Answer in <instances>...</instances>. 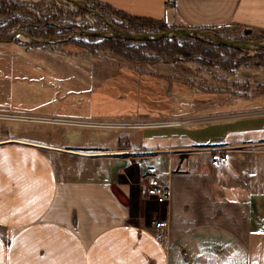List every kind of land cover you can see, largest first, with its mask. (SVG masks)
Masks as SVG:
<instances>
[{"label":"crops","instance_id":"crops-1","mask_svg":"<svg viewBox=\"0 0 264 264\" xmlns=\"http://www.w3.org/2000/svg\"><path fill=\"white\" fill-rule=\"evenodd\" d=\"M91 1L169 27L236 25L264 31V0H174L173 5L169 0ZM58 55L57 76H74L78 89L86 79L91 87L84 99L69 101L74 109L59 111L54 105L58 100L67 103L76 90L71 84L66 91L53 93L49 104L0 109L74 123L136 121L132 126L82 128L134 130L139 139L136 145L126 141L97 149L62 143L63 133L57 144L0 142V264H264V102L254 96V105L233 104L232 114L195 123L179 120L189 115L175 112L155 117L140 108L129 112L122 104L112 107L108 99L122 103L131 93L140 101L146 80L150 94L154 85H160L156 76L145 79L135 65L115 67L88 56ZM54 81L50 86L56 89L59 82ZM149 117L171 121L157 126L137 122ZM61 124L64 132L76 128ZM117 153L139 154L134 162L137 181L149 168L166 174L169 199L162 205L169 222L166 241L142 219L130 221L128 204L112 191L115 185L127 196L131 185L120 176L132 166L129 159L119 160L123 164L115 174L92 163L91 178L84 180L63 178L55 167L65 168L64 157L113 159Z\"/></svg>","mask_w":264,"mask_h":264},{"label":"rangeland","instance_id":"rangeland-1","mask_svg":"<svg viewBox=\"0 0 264 264\" xmlns=\"http://www.w3.org/2000/svg\"><path fill=\"white\" fill-rule=\"evenodd\" d=\"M169 28L189 27L167 25L161 28L146 21L129 19L91 0H0V107L29 108L42 102L49 104L53 93H61L72 86L76 90L68 95L67 103L58 100L54 105L58 110L74 109L69 101L84 99L91 87L86 79H82V87L78 89L79 83L74 81V76H57L55 60L59 58L58 54L63 53L88 56L115 67L135 65L144 71L145 79L150 74L156 76L160 85H154L150 94V83L146 80L140 101L134 99L131 93L122 103L108 99L112 107L122 104L129 112L140 108V112L152 117L175 112L176 115H189L179 117V120L188 119L195 123L230 115L234 111L233 104L240 107L254 105V96L264 102V48L256 49L244 43L253 41L264 45V31L251 29L247 35L236 25L200 29L216 39L240 40L241 45L238 46H225L213 42L211 38L197 39L185 35L158 37L155 42L117 37V30L145 34L160 33ZM43 60L48 61V65L42 64ZM57 79L59 85L54 89L50 82ZM73 81L78 84L75 86ZM44 116L0 109V142L20 139L57 144L63 133L62 143L76 145L80 149H97L104 146L115 148L117 143L126 141L136 145L139 139L134 130L91 131L82 128L89 126L86 123L70 122L76 128L64 132L62 127L66 126L61 122L46 121ZM170 121L169 118L149 117L137 122L143 126H157ZM109 122L117 123L112 127H123L135 125L133 122L136 121ZM126 133L130 136L127 137ZM137 155L117 153L113 159L93 160L64 157L65 168L56 165L55 155L52 159L61 177L73 176L81 180L91 178L92 163L101 170L109 168L106 171L108 174H115L123 164L119 160L129 159L132 166L120 176V181H128L131 185L126 196L129 219L132 222L142 219L148 224L152 218L163 216V207L140 197L134 172Z\"/></svg>","mask_w":264,"mask_h":264},{"label":"built area","instance_id":"built-area-1","mask_svg":"<svg viewBox=\"0 0 264 264\" xmlns=\"http://www.w3.org/2000/svg\"><path fill=\"white\" fill-rule=\"evenodd\" d=\"M174 0H169L170 5H173ZM46 121H59L61 123H70L72 120L68 119H54V118H45ZM87 125L92 126H103V127H112L114 123L111 122H102V121H90L86 122ZM169 124V122L161 123ZM221 161L224 160V157L219 158ZM138 191L142 199L151 200L158 205H166L169 199V184L167 176L165 173L156 171L153 169H145L138 176ZM145 227L150 229L156 237L166 241L168 236L169 222L166 217H154L148 224H145Z\"/></svg>","mask_w":264,"mask_h":264},{"label":"water","instance_id":"water-1","mask_svg":"<svg viewBox=\"0 0 264 264\" xmlns=\"http://www.w3.org/2000/svg\"><path fill=\"white\" fill-rule=\"evenodd\" d=\"M74 1V0H71ZM77 1V0H76ZM118 31V36L122 39H127L130 41H138V40H155L158 37H167V36H171V35H178V36H190L193 38H197L200 39L202 37H206V38H211L213 40V42L215 43H219L221 45H225V46H238L241 45V41L240 40H220V39H216L214 38L212 35H210L208 32H204L201 31L200 29H194V28H187V29H181V28H169L166 29L160 33H130V32H125V31ZM245 34H250L251 33V29L247 28L244 30ZM16 35V33H14ZM14 36V35H13ZM92 36V35H91ZM12 36H10L11 38ZM1 41V39H0ZM245 45L247 46H253L256 49H261L264 48V45L253 42V41H244ZM112 191L113 193L117 196L118 199H120V201H122L124 204L127 203V198L124 195V193L115 185L112 186Z\"/></svg>","mask_w":264,"mask_h":264},{"label":"trees","instance_id":"trees-1","mask_svg":"<svg viewBox=\"0 0 264 264\" xmlns=\"http://www.w3.org/2000/svg\"><path fill=\"white\" fill-rule=\"evenodd\" d=\"M128 18L129 19H133V18H130V17H128ZM134 20H136V19H134ZM146 22H148V21H146ZM148 23H150L151 25H156V26L161 27V28H165L167 26L165 23H153V22H150V21ZM144 42H155V41L154 40H145Z\"/></svg>","mask_w":264,"mask_h":264}]
</instances>
